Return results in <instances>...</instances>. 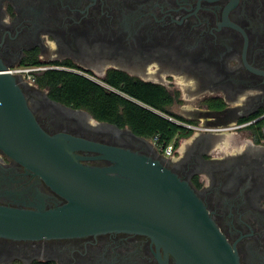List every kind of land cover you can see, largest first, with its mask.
<instances>
[{
  "label": "flooded vegetation",
  "instance_id": "obj_1",
  "mask_svg": "<svg viewBox=\"0 0 264 264\" xmlns=\"http://www.w3.org/2000/svg\"><path fill=\"white\" fill-rule=\"evenodd\" d=\"M0 60L26 70L13 75L44 131L162 160L195 190L239 264H264V0H0ZM63 74L124 97L112 85L122 76L157 87L171 98L173 116L148 109L196 130L187 128L191 140L166 157L151 138L58 100L52 88L62 87ZM185 102L193 104L187 116L174 112ZM58 200L0 153V204ZM0 264L182 263L149 236L109 232L0 237Z\"/></svg>",
  "mask_w": 264,
  "mask_h": 264
},
{
  "label": "water",
  "instance_id": "obj_2",
  "mask_svg": "<svg viewBox=\"0 0 264 264\" xmlns=\"http://www.w3.org/2000/svg\"><path fill=\"white\" fill-rule=\"evenodd\" d=\"M0 60V153L51 190L44 201L0 204V237L73 238L109 232L149 236L182 264H239L195 190L162 160L44 131ZM80 151L97 153L81 156ZM104 160V166L83 161ZM53 198V197H52Z\"/></svg>",
  "mask_w": 264,
  "mask_h": 264
},
{
  "label": "trees",
  "instance_id": "obj_3",
  "mask_svg": "<svg viewBox=\"0 0 264 264\" xmlns=\"http://www.w3.org/2000/svg\"><path fill=\"white\" fill-rule=\"evenodd\" d=\"M52 78L53 75H49L47 79L51 82ZM63 78L61 88L56 85L52 88L56 98L67 106L88 111L98 121L109 122L119 127L126 126L140 137L156 138V143L162 148L172 141L177 147L178 138H187L191 135V130L169 120V117L148 109L151 107L173 116L166 107L171 104V98L157 87L132 83L122 76L118 83L112 85L128 96L124 97L80 77L63 74ZM179 120L192 123L182 118Z\"/></svg>",
  "mask_w": 264,
  "mask_h": 264
},
{
  "label": "built area",
  "instance_id": "obj_4",
  "mask_svg": "<svg viewBox=\"0 0 264 264\" xmlns=\"http://www.w3.org/2000/svg\"><path fill=\"white\" fill-rule=\"evenodd\" d=\"M8 73L10 74H23L24 72H26V70H23L21 68H13V69H8L7 70ZM169 120H172V119H169ZM183 126H186V125H183ZM186 128H190V129H194L196 130V127L194 126H190V125H187ZM154 142L157 141L156 138L152 139ZM161 148V152L164 156L166 157H169V156H172L173 155V150H174V144L173 142H170L165 148Z\"/></svg>",
  "mask_w": 264,
  "mask_h": 264
},
{
  "label": "rangeland",
  "instance_id": "obj_5",
  "mask_svg": "<svg viewBox=\"0 0 264 264\" xmlns=\"http://www.w3.org/2000/svg\"><path fill=\"white\" fill-rule=\"evenodd\" d=\"M184 105H185V106L187 105L188 107H187L186 109H182V105H180L179 107H175V108L173 109L174 112H176V113H178V114H181V115H185V116H187L186 112H187L188 109H191V106H192L193 104H191L190 102H185ZM192 136H193V135H191L190 137H187V138H184V139L179 140V142H178V151H179V152H182V151H183V149H184L185 146H186V143L189 142V141L191 140Z\"/></svg>",
  "mask_w": 264,
  "mask_h": 264
}]
</instances>
